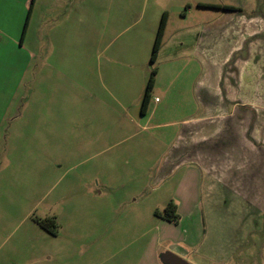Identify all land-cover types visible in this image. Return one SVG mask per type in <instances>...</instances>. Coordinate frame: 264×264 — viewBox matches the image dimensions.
<instances>
[{
  "label": "rangeland",
  "instance_id": "374dc122",
  "mask_svg": "<svg viewBox=\"0 0 264 264\" xmlns=\"http://www.w3.org/2000/svg\"><path fill=\"white\" fill-rule=\"evenodd\" d=\"M51 1L38 0L24 49L21 39L0 37V204L8 225L0 264H154L149 251H176L183 238L203 242L220 231L263 228L257 207L223 186L228 179L216 196L198 164L173 167L180 121L191 115L178 108L185 101L167 103L156 119L139 120L151 69L159 65L150 63L159 29L153 0H66L55 12ZM162 1L167 6L171 0ZM78 3L86 6L82 23ZM54 21L56 28L47 29ZM170 46L180 50L175 41ZM64 53L71 55L66 76L48 69L49 57ZM124 70L134 73L133 84L122 77ZM116 91L125 92L123 102L112 95ZM151 97L152 105L159 97V109L165 106L163 93L153 89ZM195 189L198 204L192 202ZM182 190L185 217L180 226L167 223L156 213L182 198ZM223 196L227 202H217ZM48 218L57 221V236L35 222ZM37 245L44 250L27 253ZM4 247L13 250L7 259ZM184 260L208 264L191 253Z\"/></svg>",
  "mask_w": 264,
  "mask_h": 264
},
{
  "label": "crops",
  "instance_id": "0c3cea01",
  "mask_svg": "<svg viewBox=\"0 0 264 264\" xmlns=\"http://www.w3.org/2000/svg\"><path fill=\"white\" fill-rule=\"evenodd\" d=\"M63 1L66 0L50 2L54 12L55 8L62 9L60 2ZM37 2L0 0V31L3 33L0 37L9 43L21 39L20 48L24 49L36 16ZM236 2L237 5H226L237 8L236 11L218 10L217 13L199 7V4L215 6L209 0H171L167 6L162 0H153L152 5L156 8L153 11L156 13L154 22L158 27L163 15L168 14L163 47L157 57L159 65L154 87V93L158 91L164 94L165 106L159 109L162 103L159 97L152 105L151 97L146 115L141 114L139 120L156 119L155 116L159 117L161 112L167 110V103L185 101L178 108L189 110L188 114L191 115L187 114L188 118L180 121L181 129L172 151V156L176 158L173 167L184 164L195 168L199 166V170L206 171L210 180L208 191L215 192L216 196L219 185L228 179L223 186L244 197L247 204L256 206L264 219V5L243 7ZM183 6L186 7L184 15ZM192 6H196L195 14ZM76 7L75 12L82 23L81 12L86 11V6L78 3ZM63 20V26L68 29L69 22L65 17ZM54 23L46 28H56ZM26 24L28 26L24 33ZM174 41L179 51L170 46ZM49 61L48 69L66 76L65 66L71 62V55H53ZM59 62L63 63L64 69ZM102 71L99 68L100 74ZM124 76L128 84H133L134 73L124 70ZM122 93L113 92L112 95L122 101L123 97L126 99ZM133 93L129 91L126 97ZM150 105L155 108L151 113ZM194 107L199 111L193 115L191 110ZM133 116L137 120L136 113ZM184 191L188 195L189 188ZM185 192L182 190L183 197L177 198L179 200L171 201L177 206L180 221L185 217ZM193 192L196 198L192 202L198 204L197 190ZM15 199L18 202V198ZM222 201L227 202V196L217 202ZM2 209L0 204V239L7 236L8 230L6 211L2 212ZM179 223L176 225L180 226ZM243 230L230 234L220 231L217 237L203 242L198 237L183 238L175 245L176 251L163 246L162 251H149V254L153 256L154 264H162L160 255L164 252H172L183 259L191 253L197 258H206L208 264H264V226L252 233L245 228ZM3 249L7 259L8 253L13 250L8 252L7 247ZM43 250L37 245L28 248L27 253L36 254Z\"/></svg>",
  "mask_w": 264,
  "mask_h": 264
},
{
  "label": "trees",
  "instance_id": "16d2710c",
  "mask_svg": "<svg viewBox=\"0 0 264 264\" xmlns=\"http://www.w3.org/2000/svg\"><path fill=\"white\" fill-rule=\"evenodd\" d=\"M199 7L200 8L215 9V10H219V11H236L237 10V8H234V7L220 6V5L214 6V5L199 4ZM167 22H168V14L165 13L161 19V23H160V26H159V29L157 32V36H156V40L154 43L151 61H150L151 65L155 64V62L157 61V57H158V54L161 50V46L163 43V38H164V33H165L166 26H167ZM27 26H28V24H26V26H25L24 33L26 32ZM157 75H158V68L151 69V75L149 78L147 90H146L144 100H143V104H142V108H141V114L142 115H146V112H147V109H148V106H149L150 100H151V92L153 91V89L155 87ZM156 215L159 218H162L169 223L178 224L180 221V216L177 213V206L173 202H171L167 205V207L165 208L163 213L157 212ZM35 222L37 223V225H39V227L41 229H43L45 232H47L51 236H57L58 235L59 226H58L55 218H48V219H44V220L36 219Z\"/></svg>",
  "mask_w": 264,
  "mask_h": 264
},
{
  "label": "water",
  "instance_id": "95a60500",
  "mask_svg": "<svg viewBox=\"0 0 264 264\" xmlns=\"http://www.w3.org/2000/svg\"><path fill=\"white\" fill-rule=\"evenodd\" d=\"M162 264H190L172 252H164L160 255Z\"/></svg>",
  "mask_w": 264,
  "mask_h": 264
},
{
  "label": "snow or ice",
  "instance_id": "6c2138e0",
  "mask_svg": "<svg viewBox=\"0 0 264 264\" xmlns=\"http://www.w3.org/2000/svg\"><path fill=\"white\" fill-rule=\"evenodd\" d=\"M0 24H2V16H0Z\"/></svg>",
  "mask_w": 264,
  "mask_h": 264
}]
</instances>
